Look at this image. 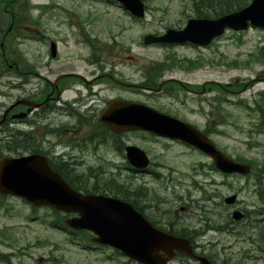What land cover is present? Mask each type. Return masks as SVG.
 I'll return each mask as SVG.
<instances>
[{
	"label": "rangeland",
	"instance_id": "rangeland-1",
	"mask_svg": "<svg viewBox=\"0 0 264 264\" xmlns=\"http://www.w3.org/2000/svg\"><path fill=\"white\" fill-rule=\"evenodd\" d=\"M142 1L146 13L137 18L116 0H19L25 7L17 21L23 14L25 18L16 24L20 32L16 38L11 27L13 21L8 22L9 12L0 4V54L1 46L10 59L14 53L22 54L39 74H43L47 63L51 71H58L63 60L74 62L81 70L112 67L135 85L146 82V71L152 65L164 63L159 82L170 78L182 80L200 92L199 96L180 91L177 96L180 100L164 92L144 93V97L140 92L138 96L129 93L128 97L207 130L227 156L257 163L261 169L264 106L259 97L264 95V80H257V76L264 71V63L256 56L264 47V30L226 31L206 47L187 43L144 45L145 35L159 36L168 28L182 29L189 18L199 16L193 10V0ZM27 27L42 30L47 41H55L57 60L51 59L47 41L41 43L25 37L34 34ZM93 49L98 53L97 65L84 59L90 57ZM168 56L175 57L178 67L166 59ZM78 57L81 59L76 60ZM189 61L196 64L194 68H189ZM9 76L7 66L0 61V105L9 104L12 95L22 94L10 89ZM213 82L230 86L221 90ZM203 84L205 92L201 93ZM133 89L139 90L136 86ZM217 108L225 117L218 115ZM121 142L145 152L150 162L145 168L148 173L135 174L126 169L124 149L117 150L112 141L106 148L98 147L96 152L89 148L79 150L78 157L100 177H113L132 183L135 188H146L149 203L156 202L161 213L163 210L171 213L172 207L179 226L200 234L197 243L213 244L219 253L229 249L224 253H231V261L236 264H264V193L259 194L264 189V178L259 187L254 169L248 176L226 177L211 169V160L199 151L150 133L129 132ZM83 169L79 173H85ZM79 173L74 174L82 175ZM232 195H236L235 203L226 205L223 200ZM235 210L244 218L234 220ZM62 216L66 215L47 207H33L17 197L0 195V264H97L95 260H123L109 248L85 250L83 246L91 243V235L63 230L59 220ZM206 226L210 229L205 230Z\"/></svg>",
	"mask_w": 264,
	"mask_h": 264
},
{
	"label": "water",
	"instance_id": "water-1",
	"mask_svg": "<svg viewBox=\"0 0 264 264\" xmlns=\"http://www.w3.org/2000/svg\"><path fill=\"white\" fill-rule=\"evenodd\" d=\"M133 16H144L141 0H116ZM264 29V0H251L243 9L222 15L216 19L192 18L181 30L169 28L161 36L146 35L145 45L152 43L190 42L208 45L226 29L234 32L249 27ZM50 54L55 57L56 46L50 45ZM5 119V115L0 124ZM106 127L113 133L147 131L157 136L179 140L208 156L217 170L224 174L247 175L250 166L236 162L193 126L162 114L144 104L113 101L102 115ZM128 162L137 169H144L149 161L137 147L125 148ZM0 194L20 197L35 207L47 206L74 216L65 219L72 230H86L96 243L110 246L122 255L142 264H167L175 254H192L189 241L156 230L131 204L118 198L104 195L84 194L72 189L58 173L53 171L45 157L39 155L0 159ZM236 196L224 199L231 205ZM232 217L239 220L243 215L235 211ZM162 252L164 255L160 256ZM202 264H209L198 258Z\"/></svg>",
	"mask_w": 264,
	"mask_h": 264
},
{
	"label": "flooded vegetation",
	"instance_id": "flooded-vegetation-1",
	"mask_svg": "<svg viewBox=\"0 0 264 264\" xmlns=\"http://www.w3.org/2000/svg\"><path fill=\"white\" fill-rule=\"evenodd\" d=\"M32 27L27 28L34 34L25 37L41 43L46 42L47 34L42 30H33ZM47 42L50 53V45L53 40ZM95 55L91 52L90 57L84 59L97 65ZM56 56L51 59L57 60ZM75 59H81V57ZM31 63L19 53H14L13 59H10V89L16 92L20 91L22 94L12 95L9 104L0 105V120L5 114V119L0 124V141L6 138L11 139L14 152H11L10 155L13 158L24 155L45 157L50 168L59 175V172H62L70 177L74 173H79L82 168H84L82 172L94 170L90 164H84L78 157L79 150L83 151L89 148L90 151L96 152L100 146L106 148L109 141H112L117 150H125L127 145L123 144L121 139H124L129 132L113 133L102 120V115L111 102L127 101L143 104L142 100L128 97L129 93L138 96V92H140L142 97H144V93H162L159 86L154 88L146 83L129 84L122 78L121 73L112 67L97 66L81 70L76 67L74 62L63 60L58 71H51L47 63L43 74H39L30 65ZM260 75L259 80H264V72ZM35 80H38V83H35ZM171 82L177 92L183 91L199 96L200 92L187 82L174 78H171ZM135 86L139 90L133 89ZM202 92H205L204 84L201 86ZM125 162L126 169L135 174L148 173V169L141 171L133 168L126 157ZM123 183L129 190L134 191L135 187L132 183L127 181H123ZM149 197L147 195L141 199H134L133 203L123 201L131 204L154 228L165 234L175 236L179 230L184 229L179 226L178 216L174 215L175 209L172 210L170 207L171 213L164 210L161 213L156 202L149 203ZM163 203L166 201L164 200ZM209 229L206 226L205 230ZM185 238L188 239L191 252L196 257L204 258L210 264H236V261H231L233 256L231 253H224L229 249H222V253H219L213 244L203 245L197 243L193 238ZM90 242L83 246L85 250L112 249L95 244L91 239ZM114 251L123 260L115 261L107 258L94 262L112 264L115 261V264H142L122 256L116 250ZM174 253L167 264H201L197 259L184 253L176 251ZM159 255L164 254L160 252Z\"/></svg>",
	"mask_w": 264,
	"mask_h": 264
},
{
	"label": "trees",
	"instance_id": "trees-1",
	"mask_svg": "<svg viewBox=\"0 0 264 264\" xmlns=\"http://www.w3.org/2000/svg\"><path fill=\"white\" fill-rule=\"evenodd\" d=\"M248 0H193L192 5L194 6V11L199 17H208L210 14H213L211 18H217L219 16L229 14L235 11H239L243 7L247 5ZM14 0H0V4H4V8L2 9L5 12H9V19L8 22H14L19 23L21 22V19H24L23 17L19 20V17L22 16L23 8L25 7L24 3H19V0L16 1L13 8L11 10H7V8L13 4ZM7 3V4H5ZM203 11H206V14H204ZM17 21V22H15ZM16 27V25L14 26ZM1 31V29H0ZM19 34V33H18ZM5 35V33H3ZM94 45V44H93ZM96 50V49H95ZM260 55L256 56L257 59H260L264 63V47L260 50ZM9 53L5 50L4 46H1V54H0V61L2 65L7 66L9 64ZM164 63H156L152 65L150 68V71H146L145 75V81L149 84V86L156 87L159 82V76L162 73V70H164ZM227 86H223L222 88H226ZM167 93H171L170 90L167 91ZM260 102L264 105V95L260 96ZM260 104V103H259ZM257 104V108L260 107V105ZM219 111V108H217ZM259 110V109H258ZM220 112V111H219ZM223 113H218L220 117H225L222 115ZM262 129V128H260ZM26 146V145H25ZM24 146V147H25ZM14 152V148L12 147V141L9 138L3 139L0 141V156L4 155V153H11ZM237 161L242 163L249 164L252 169L257 172L254 176L256 179V182L258 186L260 187V184L264 178V163L261 165V169L256 165L257 163L250 162V161H244L241 158H237ZM60 175L63 177V179L66 181V183L73 189L77 191H81L86 194H102V195H110L113 197L120 198L122 200H126L129 202H134V199H141V197L147 196L148 191L146 188H142L141 186L134 189V191H131L127 188V186L120 182L118 179H115L113 177H100L98 174L95 173V170H89L85 173H79L82 175H70V177L64 175L62 172H59ZM67 174V172H66ZM90 178L93 179V182L90 181ZM126 186V187H125ZM264 193V189L261 188L259 190V194ZM263 196V195H262ZM264 203V200H263ZM57 213V212H56ZM66 216H62L59 220L61 222L60 226L63 230H66L67 226L64 223ZM194 233L187 228H184L183 230H179L176 235L183 236V237H193Z\"/></svg>",
	"mask_w": 264,
	"mask_h": 264
}]
</instances>
